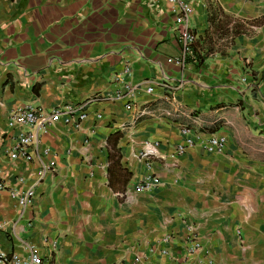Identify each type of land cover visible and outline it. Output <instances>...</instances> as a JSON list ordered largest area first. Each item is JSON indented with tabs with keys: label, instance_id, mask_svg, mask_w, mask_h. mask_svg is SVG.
Wrapping results in <instances>:
<instances>
[{
	"label": "crops",
	"instance_id": "0c3cea01",
	"mask_svg": "<svg viewBox=\"0 0 264 264\" xmlns=\"http://www.w3.org/2000/svg\"><path fill=\"white\" fill-rule=\"evenodd\" d=\"M187 1L196 42L185 85L168 99L144 89L181 76L168 0H0L2 182L15 187L40 168L5 152L13 107L102 96L79 129L57 120L43 135L56 169L22 218L0 189L5 251L25 255L27 240L50 264H264V0ZM182 125L226 136L225 150L173 156ZM146 141L157 154L144 155ZM149 176L158 186L137 191ZM191 234L203 250L186 260Z\"/></svg>",
	"mask_w": 264,
	"mask_h": 264
},
{
	"label": "built area",
	"instance_id": "2783aa9c",
	"mask_svg": "<svg viewBox=\"0 0 264 264\" xmlns=\"http://www.w3.org/2000/svg\"><path fill=\"white\" fill-rule=\"evenodd\" d=\"M168 2L174 5V30L177 32V39L180 45V52L175 59V65L181 71V76L176 79L174 83H169L167 80L150 82L144 89L148 94H153L158 88H165L169 90L166 97L171 99V96L185 85V73L190 65L191 57L193 56L196 35L190 27V17L193 13L191 2L187 0H168ZM127 71L130 72L129 68ZM242 81L248 83L250 86H256V81H248L247 76L243 77ZM125 86L129 94H133V91L138 88L137 85L131 86V83L128 82H125ZM124 95L125 94L120 90L114 92L112 97L121 98ZM101 99L102 96L98 95L84 102L64 103L51 110L40 103L24 102L10 110L7 118V132H5L4 138L9 139L11 143H3L5 152L12 160L21 159L27 162L36 160L40 165L37 178L32 179L27 175L20 174L16 176L17 186L15 187L10 188L9 185L5 184L0 179V189L8 187L13 197L17 200L19 209L18 217L22 218L32 205L33 200L38 195L37 188L40 182L43 181L47 175L53 174L56 169L55 163L49 159L50 147L42 143L43 135L57 120H62L63 123L70 128L79 129L81 124L91 115L88 107L99 102ZM131 102L132 99L125 104L126 109L130 110L132 108ZM94 114L98 119L102 117V113L99 111H96ZM181 132L184 138L182 142L172 147L173 156L184 154L190 147L195 145H199L207 153L216 154L222 153L225 150L227 137L224 135L212 134L204 138L201 137L194 128L187 125L181 126ZM145 144L148 148L144 152V155L157 154L158 142L146 141ZM159 183L160 179L158 177L149 176L137 184L136 190L151 191L155 189ZM6 224H8V221H2L0 223V228H3ZM170 237V235L167 236L164 241L168 242ZM187 240L186 260L195 252L201 251V249L203 250L201 241L194 234H191ZM22 244L26 249L25 255L7 252L0 245V264H50L48 258L39 253L34 243L23 240ZM161 252L163 254H168L169 250L164 247L161 249ZM140 262L141 257H137L135 264H140ZM209 262L213 264L211 260H209Z\"/></svg>",
	"mask_w": 264,
	"mask_h": 264
}]
</instances>
